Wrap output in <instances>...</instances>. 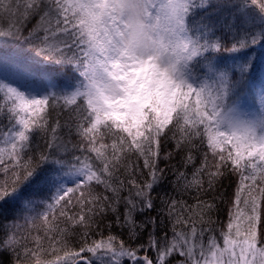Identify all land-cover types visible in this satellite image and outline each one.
I'll return each instance as SVG.
<instances>
[{
  "label": "snow or ice",
  "instance_id": "6c2138e0",
  "mask_svg": "<svg viewBox=\"0 0 264 264\" xmlns=\"http://www.w3.org/2000/svg\"><path fill=\"white\" fill-rule=\"evenodd\" d=\"M257 47L264 0H0V264H264Z\"/></svg>",
  "mask_w": 264,
  "mask_h": 264
},
{
  "label": "trees",
  "instance_id": "16d2710c",
  "mask_svg": "<svg viewBox=\"0 0 264 264\" xmlns=\"http://www.w3.org/2000/svg\"><path fill=\"white\" fill-rule=\"evenodd\" d=\"M249 55L254 57V67L250 69V76L247 77V85L245 91H248L246 96V107L252 110L259 107V94L262 86H264V49L255 48ZM250 90V91H249ZM232 191L231 188L228 189Z\"/></svg>",
  "mask_w": 264,
  "mask_h": 264
},
{
  "label": "rangeland",
  "instance_id": "374dc122",
  "mask_svg": "<svg viewBox=\"0 0 264 264\" xmlns=\"http://www.w3.org/2000/svg\"><path fill=\"white\" fill-rule=\"evenodd\" d=\"M263 79H264V74H263Z\"/></svg>",
  "mask_w": 264,
  "mask_h": 264
}]
</instances>
